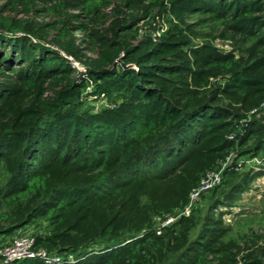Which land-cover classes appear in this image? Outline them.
<instances>
[{"label":"trees","instance_id":"16d2710c","mask_svg":"<svg viewBox=\"0 0 264 264\" xmlns=\"http://www.w3.org/2000/svg\"><path fill=\"white\" fill-rule=\"evenodd\" d=\"M252 158L264 0H0V248L61 257L0 264H264L224 217Z\"/></svg>","mask_w":264,"mask_h":264},{"label":"rangeland","instance_id":"374dc122","mask_svg":"<svg viewBox=\"0 0 264 264\" xmlns=\"http://www.w3.org/2000/svg\"><path fill=\"white\" fill-rule=\"evenodd\" d=\"M9 15L15 16V12L9 13ZM23 17V16H18ZM221 45L220 40H216ZM224 47H228L226 44ZM100 104V102H98ZM246 166L243 167L250 169L254 168V171H263L258 174L251 183V188L247 190L243 196L239 205L232 208V212L226 214L224 217L226 222L233 225L237 230H243L246 226L252 225L255 230L264 231V223H262V212H264V164L260 160L248 159L245 161ZM211 190V189H209ZM209 190L204 191L207 193ZM201 197H197L196 202L200 201ZM195 202V203H196ZM34 228L33 226L31 227ZM246 229V228H245ZM244 229V230H245Z\"/></svg>","mask_w":264,"mask_h":264},{"label":"built area","instance_id":"2783aa9c","mask_svg":"<svg viewBox=\"0 0 264 264\" xmlns=\"http://www.w3.org/2000/svg\"><path fill=\"white\" fill-rule=\"evenodd\" d=\"M230 157L227 158V161L223 163V168L227 165ZM254 160H258L255 158ZM243 163V160L240 159ZM222 170L210 172L207 174V177L202 180V183L199 188L195 189L191 194V200L188 206L181 212L182 214L190 212L193 207L197 197L201 195L202 192L212 189L214 186L219 184L222 179ZM174 220L173 217L168 218L162 222V225H167ZM33 239L28 235H21L14 238L12 244L0 248V255L5 257L6 261L14 259H22L26 257L31 258H41L42 260L51 263L61 261V257L48 253L45 249L35 250L33 248Z\"/></svg>","mask_w":264,"mask_h":264},{"label":"water","instance_id":"95a60500","mask_svg":"<svg viewBox=\"0 0 264 264\" xmlns=\"http://www.w3.org/2000/svg\"><path fill=\"white\" fill-rule=\"evenodd\" d=\"M118 62L121 63V65H123L125 68H133V67H134L133 64H129V65L125 64V63L123 62L122 57H120V58L118 59Z\"/></svg>","mask_w":264,"mask_h":264}]
</instances>
